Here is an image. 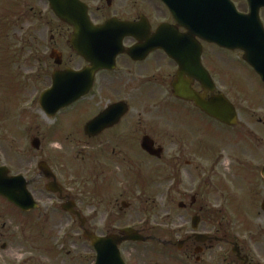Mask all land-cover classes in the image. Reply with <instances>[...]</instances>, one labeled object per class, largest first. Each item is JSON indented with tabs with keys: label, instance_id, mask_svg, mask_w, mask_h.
I'll list each match as a JSON object with an SVG mask.
<instances>
[{
	"label": "flooded vegetation",
	"instance_id": "af4514ba",
	"mask_svg": "<svg viewBox=\"0 0 264 264\" xmlns=\"http://www.w3.org/2000/svg\"><path fill=\"white\" fill-rule=\"evenodd\" d=\"M14 1L23 3V6L17 8L16 12L5 10V16L9 19L11 30L20 37V52L32 51L27 36L31 32L30 12L33 8H29V0ZM80 1L88 7L93 26H102L110 20L130 26L120 33L124 38L121 52L114 61L113 56L110 61V53L101 52L103 61L100 63L108 67L96 71L89 94L51 116L44 110L41 98L53 85L54 74L66 70L79 71L88 66L72 47L73 28L51 12L56 24L47 23L45 32L41 31L43 46L48 48L51 63L42 62L43 67L39 68L38 76H28L24 81L30 83L31 80L36 85L47 83L48 86L27 92L24 99L31 95L29 100H20L14 106L9 103L10 117L2 120L14 135L10 148L12 158L18 160L20 165H25L26 169L15 172L12 166L1 163L0 169L6 168L10 177L24 178L29 183V192L38 203L37 210L23 214L28 216L40 211L42 198L36 199V193L30 188L41 182L50 194L49 199L60 204V213L69 222L78 225L83 235L85 232L99 237L120 234V222H108L107 232L96 231V223L92 225L91 218L84 216L81 210L87 203V208L92 210V197H85L78 179L71 184L63 162L58 165L59 172H62L59 174L54 169H57V165L49 157L50 140L59 143L62 151L84 144L92 149V169L97 178H107L110 183L131 179V182H136L135 188H129L128 193L138 190L139 195L150 194L159 187L160 184L155 187L158 179L163 178L168 182L173 211L178 214L170 222L168 232L161 231L159 223L150 219L124 227L136 229L147 239V242L138 243L145 250L168 252L165 255L160 253L159 256L155 254L153 264H264L256 249V253L245 254L237 242L231 241L222 230L223 222L214 220L216 216L210 215L209 220L208 206L205 199L200 197L207 194L210 188L208 175L202 180L207 171L201 165L203 149L210 140L207 137H213L212 142L224 132L220 130L233 131L239 128L240 123L233 127L221 123L198 108L194 101L180 97V91L176 88L177 84L182 83L183 89L193 91L205 101L225 97L232 103L240 122L239 108L231 100L237 94L231 85L235 84V72L226 77L223 62L213 52L221 49L199 38L194 39L196 44L191 40L189 46L180 45L182 43H178L177 36L185 37L189 33L187 29L178 27L160 0ZM245 8L242 12L247 13L248 6ZM263 13L264 9L261 10V18ZM40 15L42 17L43 13L40 12ZM46 19L48 21V17ZM27 26L30 27L26 30ZM161 43L169 44L170 55L158 45ZM95 54L96 44L92 38V56L97 62ZM196 57L198 60H195ZM76 59H80L82 65H76ZM7 121L14 127L7 125ZM88 124H91V136L86 134ZM209 127L213 129L211 136ZM54 138H57L56 141ZM193 148L195 153L191 156ZM3 155L5 157L0 143V162ZM43 165L50 169L54 178H47L41 170ZM54 183L59 187L58 193L50 191ZM214 184L212 180L213 189ZM66 205L72 212H79L80 218L75 213L66 212ZM9 206L18 210L11 203ZM145 208L148 212H156L155 205L148 203ZM120 212L124 210L120 208ZM4 239L8 242L11 239L0 237V247L8 252L11 246L2 244ZM132 244L136 245L123 243L121 252H125L126 247ZM229 247H232L231 254L228 252ZM236 247L242 260L234 253ZM122 256L127 264H131L129 258Z\"/></svg>",
	"mask_w": 264,
	"mask_h": 264
},
{
	"label": "rangeland",
	"instance_id": "374dc122",
	"mask_svg": "<svg viewBox=\"0 0 264 264\" xmlns=\"http://www.w3.org/2000/svg\"><path fill=\"white\" fill-rule=\"evenodd\" d=\"M29 1V8L33 9L29 13L31 27L27 26L26 30L30 27L27 43L32 46V51L20 52V37L11 30L4 12L7 9L16 12L23 3L0 0V143L5 153L0 163L12 166L15 172L25 170L26 166L12 158L10 148L14 135L2 120L10 117L11 104L14 106L20 100H29L31 95L24 99L27 92L42 90L48 86L47 83L36 85L31 80L30 83L24 81L28 76H38L39 68L43 67L42 62L51 63L48 48L43 46L41 31L45 32L47 23L56 24L55 16L51 14L45 0ZM233 1L239 10L246 9L245 0ZM40 12L43 13L42 17ZM262 19L264 20V13ZM213 52L223 62L226 77L235 72V84L231 85L237 94L231 100L239 108L240 126L233 131L220 130L224 132L216 134L218 137L214 136L216 138L212 142L213 137H207L210 140L203 149L201 165L207 171L202 180L208 175L210 188L207 194L200 197L205 199L208 206L209 220L210 215L216 216L214 220L223 222L224 233L231 241L237 242L245 254L256 253V249L260 259L264 260V213L261 209L264 200V179L261 176L264 168V84L253 69L244 63L242 52L217 49ZM79 60L76 59V65L81 64ZM232 65L236 66L235 70ZM223 80L228 82L226 78ZM6 124L14 127L10 121ZM211 129H208L210 136L213 133ZM207 134L208 132L205 136ZM203 137L204 135L201 136V141ZM54 139L56 141L57 138ZM192 150L191 156L194 155L195 148ZM49 157L57 165V169H54L59 174L62 172H59L58 165L63 162L67 167L65 174L71 184L78 179L85 197H92V210L87 208L88 203L81 210L84 216L91 218L92 225L96 223V231L99 233L107 232L108 222H120L119 227L123 229L148 219L156 220L160 230L167 233L170 222L178 215L173 211L168 182L163 178L158 179L155 187L160 185L153 193L139 195L138 190L128 193L129 188H135L136 182H131V179L110 183L107 178H97L92 169V149L84 144L62 151L59 143L50 140ZM227 163L229 167L226 166ZM212 180L215 182V189L211 188ZM30 190L36 193V199L42 198L40 211L31 214L32 216L28 215L30 217L9 206L0 197V237L11 239L10 242L2 240V244L8 243L11 247L8 252L0 247V264H95L93 247L84 239L79 226L69 222L60 213V204L49 199L50 194L46 192L44 184L38 182ZM123 202L131 207L120 212ZM148 203L156 206V212L146 210L145 205ZM201 205H204L202 201ZM90 230L92 231V227ZM126 248L122 254L130 259L131 264H153L155 254L159 256L160 253H168L161 252L160 249L148 251L144 246L134 244ZM231 249L232 247L228 249L230 254Z\"/></svg>",
	"mask_w": 264,
	"mask_h": 264
},
{
	"label": "water",
	"instance_id": "95a60500",
	"mask_svg": "<svg viewBox=\"0 0 264 264\" xmlns=\"http://www.w3.org/2000/svg\"><path fill=\"white\" fill-rule=\"evenodd\" d=\"M55 15L74 28L72 46L74 50L93 67L74 72L67 70L54 74L53 87L45 92L41 98V104L46 112L54 116L61 109L70 106L74 102L88 95L92 88V79L98 69L106 67L101 64L100 54L107 51L113 59L120 53L122 31L130 25L118 23L112 20L102 27H93L88 17L87 7L79 0H47ZM172 13L179 26L189 31L188 36H177L178 43L189 46L196 37L215 44L220 48L230 51H241L243 59L261 77L264 83V25L260 19V11L264 8V0H246L249 13H240L231 0H161ZM92 38L96 44L94 62L92 56ZM180 38V39H179ZM192 40V42H191ZM156 44V43H155ZM170 54L169 44H158ZM195 60H198L196 57ZM179 96L189 101H194L198 108L218 121L235 126L238 124V115L232 104L223 96L215 100L205 101L193 91L183 89L182 83L177 84ZM182 88V89H180ZM86 134L91 136V125L86 127ZM41 170L48 179L54 178L50 169L43 165ZM6 168L0 169V195L24 212H30L38 208L32 195L28 191L29 183L22 177H8ZM264 177V169L262 172ZM58 185L50 186L53 193L59 192ZM55 187V188H53ZM127 208V204H123ZM64 209L72 212L66 205ZM264 212V201L262 204ZM124 236L112 235L100 238L90 232H85L84 237L91 241L97 253L96 264H125L121 257L119 246L124 242L146 241L133 229L122 231ZM202 237V236H200ZM234 253L241 254L237 247Z\"/></svg>",
	"mask_w": 264,
	"mask_h": 264
},
{
	"label": "bare ground",
	"instance_id": "6f19581e",
	"mask_svg": "<svg viewBox=\"0 0 264 264\" xmlns=\"http://www.w3.org/2000/svg\"><path fill=\"white\" fill-rule=\"evenodd\" d=\"M227 167H229V164L227 163V165H226Z\"/></svg>",
	"mask_w": 264,
	"mask_h": 264
}]
</instances>
